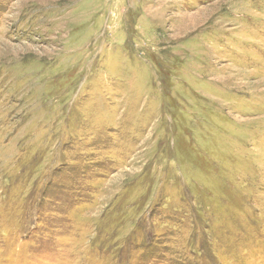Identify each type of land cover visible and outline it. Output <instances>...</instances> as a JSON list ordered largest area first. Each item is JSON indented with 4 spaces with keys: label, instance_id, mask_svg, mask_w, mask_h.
<instances>
[{
    "label": "rangeland",
    "instance_id": "374dc122",
    "mask_svg": "<svg viewBox=\"0 0 264 264\" xmlns=\"http://www.w3.org/2000/svg\"><path fill=\"white\" fill-rule=\"evenodd\" d=\"M0 264H264V0H0Z\"/></svg>",
    "mask_w": 264,
    "mask_h": 264
}]
</instances>
